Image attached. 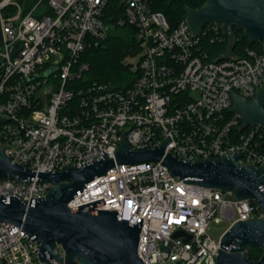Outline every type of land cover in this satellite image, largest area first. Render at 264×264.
Here are the masks:
<instances>
[{
	"label": "built area",
	"instance_id": "1",
	"mask_svg": "<svg viewBox=\"0 0 264 264\" xmlns=\"http://www.w3.org/2000/svg\"><path fill=\"white\" fill-rule=\"evenodd\" d=\"M109 1L0 0V147L36 172L0 180V196L34 203L53 185L39 172L115 159L124 140L140 151L168 139L165 151L177 156L238 153L239 164L264 166V127L242 128L230 111L233 91L251 100L264 86V52L246 47L241 56L209 58L202 35L220 40L221 25L197 34L186 18L172 25L150 0H115L118 24L133 25L140 44L129 62L136 77L128 87L88 81L82 55L109 37ZM84 204L141 224L144 264H216L227 228L264 218L256 199L186 182L157 159L115 160L69 201ZM215 217L230 221L219 239L209 231ZM39 251L22 226L0 221V264H64L44 262Z\"/></svg>",
	"mask_w": 264,
	"mask_h": 264
},
{
	"label": "water",
	"instance_id": "2",
	"mask_svg": "<svg viewBox=\"0 0 264 264\" xmlns=\"http://www.w3.org/2000/svg\"><path fill=\"white\" fill-rule=\"evenodd\" d=\"M186 19L199 34L208 23L219 24L229 38L228 53L236 42L233 26L243 29L251 42L264 40V0H208L200 8H189ZM234 105L230 111L247 125L264 127V86L256 96L247 100L233 91ZM0 120H2L0 118ZM168 139L146 150H131L124 140L116 150V158H104L83 166H69L65 170L39 172L53 183L45 197L26 203L19 197L6 200L0 196V221L22 226L39 242V257L46 263L56 258L64 264H144L138 243L141 224L118 219L116 210H96L89 204L71 207L69 201L95 176L105 174L115 160L136 163L163 160L171 172L186 182L223 191L233 189L236 198L256 199L264 211V166L239 164L238 153L194 160L166 152ZM36 172L13 162L0 147V180L7 177L28 178ZM216 264H264V218L239 220L225 230L221 237ZM249 248H261L262 255L253 260Z\"/></svg>",
	"mask_w": 264,
	"mask_h": 264
},
{
	"label": "trees",
	"instance_id": "3",
	"mask_svg": "<svg viewBox=\"0 0 264 264\" xmlns=\"http://www.w3.org/2000/svg\"><path fill=\"white\" fill-rule=\"evenodd\" d=\"M154 9L162 10L172 25L178 24L186 18L189 8H200L208 0H150ZM115 0H110L106 8V17L111 25L110 35L107 40L98 46L88 47L82 59L89 62L90 68L85 74L86 80L98 83L110 84L115 87H128L136 77V71L129 62H124L125 57L135 54L140 50V44L135 37V28L126 23L120 25L117 22L122 14ZM222 30V27H221ZM236 42L232 47L235 55H244L246 47H251L259 52H264V40L251 42L243 29L233 26ZM223 34V31H222ZM204 48L209 58H217L226 54L229 50V38L223 37L216 42H211L208 35H202ZM261 250V253L260 251ZM261 248H249L247 255L258 260L262 255Z\"/></svg>",
	"mask_w": 264,
	"mask_h": 264
},
{
	"label": "rangeland",
	"instance_id": "4",
	"mask_svg": "<svg viewBox=\"0 0 264 264\" xmlns=\"http://www.w3.org/2000/svg\"><path fill=\"white\" fill-rule=\"evenodd\" d=\"M138 59V56L135 55V56H127L125 57L124 59V62H134L136 63ZM229 219L227 218H222L221 220H218L217 217H215L211 224H210V233L212 234V236L216 239H219L220 236H221V233L228 227V224H229ZM260 253H261V250H259Z\"/></svg>",
	"mask_w": 264,
	"mask_h": 264
}]
</instances>
